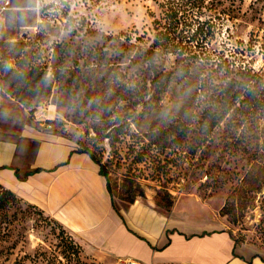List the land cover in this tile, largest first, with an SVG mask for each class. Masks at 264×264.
<instances>
[{"label": "rangeland", "instance_id": "obj_1", "mask_svg": "<svg viewBox=\"0 0 264 264\" xmlns=\"http://www.w3.org/2000/svg\"><path fill=\"white\" fill-rule=\"evenodd\" d=\"M21 133L24 163L86 151L116 206L137 183L264 254V0H0V134ZM0 221V264H94L17 197Z\"/></svg>", "mask_w": 264, "mask_h": 264}, {"label": "crops", "instance_id": "obj_2", "mask_svg": "<svg viewBox=\"0 0 264 264\" xmlns=\"http://www.w3.org/2000/svg\"><path fill=\"white\" fill-rule=\"evenodd\" d=\"M23 136L0 134V187L69 231L94 264H120L122 258L143 264H264L255 246L235 244L216 211H190L179 202L161 211L147 195L116 206L86 153L41 144L27 164ZM15 170L31 174L21 181Z\"/></svg>", "mask_w": 264, "mask_h": 264}, {"label": "trees", "instance_id": "obj_3", "mask_svg": "<svg viewBox=\"0 0 264 264\" xmlns=\"http://www.w3.org/2000/svg\"><path fill=\"white\" fill-rule=\"evenodd\" d=\"M177 12L175 11V12H173L171 15H167V17H177V14H176ZM159 34H162L161 33V31H160V33ZM161 37H164V36H162L161 35ZM167 44V43H166ZM165 44V45H166ZM164 44H162V43H159V47H163V48H167L166 46H165ZM155 46H157V43H155V45L153 44V48H156ZM167 46H170L169 48L170 49H176V46L175 45H173L172 43H168L167 44ZM20 74H22L24 77H30V76H34V78L37 80V78H39L37 75H39V73H38V70L37 69H35V70H29V71H27V72H21ZM134 94V98H135V100L133 101V103L135 104V105H138V104H140V102H141V100L143 99V96L141 95V94H139V93H137V91L136 90H134V92H133ZM76 152H78V153H86L90 158H91V160L95 163V164H97V166L99 167V174L100 175H102L104 178H105V180H106V186H107V190H108V192H109V194L111 195V197H113L112 196V193H111V187H110V183H109V178H108V171H107V169L105 168V166L104 165H102L96 158H95V156H93L92 154H90V153H88V152H86V151H76ZM38 171H40L39 169H37V170H34L33 172H31V173H34V172H38ZM31 173H26L25 175H23V176H20L19 174H18V171L17 170H15V174H16V176H17V178L19 179V180H21V181H23V180H25L26 178H27V176L28 175H30ZM138 198H145V193H144V191H143V189H142V187L139 185V184H137V183H130L129 185H128V189H127V191H126V195H125V197H124V199H123V201H125V202H127V203H133L136 199H138ZM16 199V196L11 192V191H9V190H6V189H3L2 187H0V209H3V208H5V207H7V205H8V203H10V201H14ZM35 208V207H34ZM42 213V212H41ZM43 214V213H42ZM0 223H1V221H0ZM234 242H235V244L236 243H238V241L236 240V239H234Z\"/></svg>", "mask_w": 264, "mask_h": 264}, {"label": "built area", "instance_id": "obj_4", "mask_svg": "<svg viewBox=\"0 0 264 264\" xmlns=\"http://www.w3.org/2000/svg\"><path fill=\"white\" fill-rule=\"evenodd\" d=\"M120 264H143L140 261H137L135 259H131V258H122L119 260Z\"/></svg>", "mask_w": 264, "mask_h": 264}, {"label": "water", "instance_id": "obj_5", "mask_svg": "<svg viewBox=\"0 0 264 264\" xmlns=\"http://www.w3.org/2000/svg\"><path fill=\"white\" fill-rule=\"evenodd\" d=\"M112 129H113V128H111V129H110V130H109V131L106 133V135H105V137H106V138H108V137H109V135H110V133H111Z\"/></svg>", "mask_w": 264, "mask_h": 264}]
</instances>
